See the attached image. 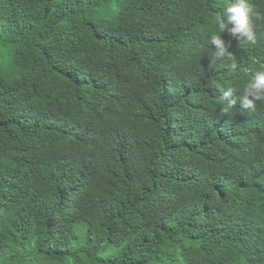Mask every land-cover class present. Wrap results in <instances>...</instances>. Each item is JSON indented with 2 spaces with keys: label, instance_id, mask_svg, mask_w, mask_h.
Here are the masks:
<instances>
[{
  "label": "trees",
  "instance_id": "1",
  "mask_svg": "<svg viewBox=\"0 0 264 264\" xmlns=\"http://www.w3.org/2000/svg\"><path fill=\"white\" fill-rule=\"evenodd\" d=\"M0 264H264V0H0Z\"/></svg>",
  "mask_w": 264,
  "mask_h": 264
}]
</instances>
